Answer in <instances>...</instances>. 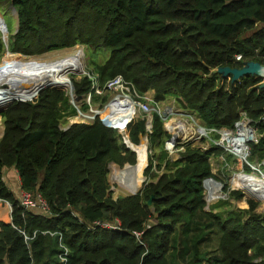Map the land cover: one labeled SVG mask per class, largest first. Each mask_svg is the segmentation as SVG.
I'll return each instance as SVG.
<instances>
[{
  "label": "trees",
  "instance_id": "obj_1",
  "mask_svg": "<svg viewBox=\"0 0 264 264\" xmlns=\"http://www.w3.org/2000/svg\"><path fill=\"white\" fill-rule=\"evenodd\" d=\"M12 3L18 29L10 38V51L37 55L77 44L107 49L108 59L89 68L102 84L123 75L141 92L153 89L157 101L174 94L209 127L233 128L245 111L263 135L251 143L252 157L257 152L264 157L262 79L246 75L233 82L217 72L248 61L264 64V0ZM2 44L0 40V48ZM74 85L78 95L91 88L86 76ZM12 100L0 112V201L12 206V222L0 221V264H62L60 234L70 250L65 264H264V216L255 211L257 201L249 199L246 220L238 212L223 218L205 208V186L218 178L211 157L224 153L222 148L188 146L182 159L168 161V170L157 178L149 159L143 188L114 198L109 164L137 163L117 124L97 118L92 124L61 128L64 111L70 109L72 115L76 109L65 91L55 88H46L34 100H6L0 109ZM122 124L138 144L145 121L131 114ZM164 137L171 138L156 114L150 143L161 145ZM6 168L17 169L22 188L41 194L50 213L21 204L4 179ZM243 196L241 191L230 193V198ZM116 219L121 221L117 229L89 227L94 220ZM151 219L156 222L147 227ZM35 230L36 237L26 241L22 231L33 235ZM135 232L143 233L137 237Z\"/></svg>",
  "mask_w": 264,
  "mask_h": 264
},
{
  "label": "built area",
  "instance_id": "obj_2",
  "mask_svg": "<svg viewBox=\"0 0 264 264\" xmlns=\"http://www.w3.org/2000/svg\"><path fill=\"white\" fill-rule=\"evenodd\" d=\"M79 51L83 54L82 49L78 48L77 52ZM241 58V55L237 56L238 60ZM71 73L76 74V72H70L67 75L68 81L66 84H61L60 87L56 88L65 90V94L70 99V103L76 109L77 118H80V120H78V122L74 121V123L92 124L97 118L105 122H114L118 126L123 143L129 149L135 150L130 145L138 146L140 143H146V145H148L150 135L154 130V117L158 114L163 122L165 132L171 136L170 143L166 147V153L170 162L182 159V154L186 151L188 146H196L203 150H209L213 147L222 148L224 153L212 156L211 161L213 157L217 156L219 159L223 160V168L229 167L225 153H228L237 161V166L233 167V171L229 177L230 183L223 182L219 179V176H217L218 178L213 181L215 182L214 185L207 184V188L204 189L206 210L214 206L217 201L220 202L229 199L232 191H241L245 196L246 190L248 189L252 194L264 202V185L263 188L256 189L255 187L250 188L247 184L248 179L264 180V169L258 167L259 164L264 165V157L256 160L252 157L251 143H258L263 135L257 132L252 119L245 111L240 112L241 117L233 128L209 127L202 121L196 112L183 106L177 107L172 105L170 106L172 111H163L162 109H165V107L162 105L161 101L156 100L155 91L153 89L141 92L133 82L127 80L123 75H116L102 84L99 79V74L93 70L86 69V66L82 74H77L79 75L77 81L86 76L90 80L91 88L88 92L79 96L70 79ZM80 100L87 105L86 110L82 109V106L79 104ZM131 114H133L135 119L145 121V133L140 135V142L138 144L132 142L122 124ZM203 141L206 145L202 143ZM136 155H138L137 151ZM136 164L126 163L124 166H120L114 162L109 164V169H114L112 173L114 183H117L121 189L129 193V195L137 194L149 180L144 174V171L149 165L148 149L147 165L143 171L144 179L139 187H137V178L135 177L134 171L132 169H127L128 166L133 167ZM153 169L157 170L156 164H153L152 170ZM165 169H167V166H163V172ZM213 171L212 166V172ZM157 172L159 174L162 173L159 171ZM226 185L228 188L225 191ZM19 187L20 192L18 196L21 204L26 209L42 214L50 213L49 203L41 194L33 195L24 190L22 186ZM212 191L216 192L217 196L211 199L210 195ZM10 208L12 214L11 204ZM120 226L121 221L119 219H116V221L112 223L103 220H94L89 224L90 229L98 227L117 229ZM150 226L149 223L147 227ZM22 233L25 240L28 241L36 237L38 230H35L33 235H28L25 231H22ZM42 233H50L53 236L56 234L51 231H42ZM142 233L143 232H135L137 237H140ZM59 245L61 248V252L59 253L60 262L65 264L68 261L70 250L64 243L63 234L59 235Z\"/></svg>",
  "mask_w": 264,
  "mask_h": 264
},
{
  "label": "rangeland",
  "instance_id": "obj_3",
  "mask_svg": "<svg viewBox=\"0 0 264 264\" xmlns=\"http://www.w3.org/2000/svg\"><path fill=\"white\" fill-rule=\"evenodd\" d=\"M3 20L7 23V28H6V25H4ZM17 29H18V14L12 3V0H6V1L0 2V40H2V43H3L0 48V67L4 66L8 62H19V63H24L25 65L29 67L35 66V67H40V68L42 67V68H48V69L64 67L67 70V72L70 73L74 71V70H69L70 67H68V64H70L69 62H71L70 57L71 59H73L72 55L76 54V52L78 51V48L83 50V54L81 51H79V53L82 54L81 59H82L83 65L81 64V67L86 66V69H89V68L95 69L94 64L103 63L104 61L108 59L110 55V51L107 49H104V48L93 49L92 46H89L87 44H77L73 47L57 49V50L48 51V52L37 54V55H24L21 53H14L10 51L9 42H10V38L12 37L13 34L16 33ZM3 39H5L6 42ZM7 44H8V48H7ZM74 60L77 61V58H75ZM78 63L80 64L81 61L80 62L78 61ZM77 78H79V75L74 74V73L70 74V79L72 80L73 85H74V80L77 81ZM260 78L262 79V82H263L264 77H260ZM228 79L230 80V78ZM46 88H55L59 90H64L61 88H56L51 84V86L41 89L37 95H34L31 92L28 93L27 96H19L15 93L9 94V95H3V99L0 101V105L3 104L6 100L13 99V98L15 99L16 98H29L31 100L37 99L39 97L40 92L45 90ZM74 89L76 91L75 85H74ZM82 95H79V96H82ZM29 96H32V97H29ZM160 101L162 105L165 107V109H162L163 111H172V109H170V106L172 105L177 106V107L183 106L181 100L174 94H169L164 100H160ZM12 102L13 100L10 101L8 104H6L5 107L1 108L0 112L6 109ZM69 104L71 105V107H73V105L70 103V99H69ZM79 104L82 106V109L86 110L87 105L83 101L80 100ZM63 109H67V107L63 106ZM67 110L69 111L70 109H67ZM67 110L64 111L63 116L61 117V123H60L61 128H64V129H66L68 126L74 123V121L78 122V120H80V118H77V113L71 115L70 112H67ZM3 133H4V120L0 114V139L2 138ZM169 143H170V139L166 137H164L163 143L158 146H153L150 143V140L148 142V145H147L148 162L150 161L149 159H152L153 164H156L157 170H154V169L152 170L156 178L160 175L157 171L163 173V166L165 167L167 166V168H169L170 163L168 162L169 160H166L167 157L165 153L166 147ZM202 143L206 145L204 141ZM163 155H165L164 158H163ZM226 156L229 158V159L227 158L229 167L227 166L223 168L222 167L223 160L219 159L217 156L213 157V160L211 162H212V166L214 170L213 172L217 174V176H219V179H221L223 182L230 183L229 177L233 171V167L237 166V161L233 159L232 157H229L228 154H226ZM259 157H260V152H257L256 157L254 159L256 160ZM258 167L264 169V165L262 164H259ZM130 169L134 171L135 176L137 178V184H138L137 187H139L140 183L143 180L142 172L144 169H138L137 166L130 168ZM165 170H168V169H165ZM247 170L249 171L248 168ZM113 172H114V169L110 168L109 182H110V185H112L111 191L113 192L112 193L113 197L118 198L120 196L129 195V193L122 190L121 187L117 183H114V178L112 179ZM6 181L10 185V188L12 189V191L18 196L20 192L19 183L14 185L10 182V180H6ZM206 188H207V184L205 186V189ZM249 199H253V200L255 199L256 201H258V207L255 211L257 213H260L262 216H264V202L260 200L259 198H257L254 194H252L248 189L246 190L244 197H241L239 199L231 197L224 201L219 200L220 202L218 201L215 202L216 203L215 207L211 206L209 210H213L214 212L221 215L223 218H228L229 216L232 215V213L238 212L242 215V218L246 220L247 218H249V213H247V210L250 207L248 203ZM6 204H7L8 210L10 211L11 209L10 203L6 202ZM155 222L156 220L151 219L149 223L152 224ZM202 264H205V262H203Z\"/></svg>",
  "mask_w": 264,
  "mask_h": 264
},
{
  "label": "bare ground",
  "instance_id": "obj_4",
  "mask_svg": "<svg viewBox=\"0 0 264 264\" xmlns=\"http://www.w3.org/2000/svg\"><path fill=\"white\" fill-rule=\"evenodd\" d=\"M72 56L73 59L70 57L71 62L68 64V67H70L69 70H74L76 74H82L85 69V66L81 67V64L83 65L81 59L82 54L76 52V54H73ZM75 58H77V61L74 60ZM78 61H81V63L79 64ZM67 73L68 72L64 67L48 69L35 66L29 67L24 63L19 62H8L0 67V101L3 99V95L15 93L19 96H27L30 92L37 95L41 89L51 86V84L54 87H60L61 84H66L68 81ZM262 76L264 77V73ZM130 146L138 152V161L133 167L137 166L138 169H144L147 165L148 148L146 143H140L138 146ZM133 167L128 166L127 169ZM263 181L264 180L261 179H248L247 184L250 188L255 187L256 189H260L263 188ZM216 196L217 193L212 191L210 198L212 199Z\"/></svg>",
  "mask_w": 264,
  "mask_h": 264
},
{
  "label": "water",
  "instance_id": "obj_5",
  "mask_svg": "<svg viewBox=\"0 0 264 264\" xmlns=\"http://www.w3.org/2000/svg\"><path fill=\"white\" fill-rule=\"evenodd\" d=\"M4 25H6L7 28V23L3 20ZM5 38V37H4ZM5 42L6 40L3 39ZM8 48V44H7ZM217 72L221 74L223 78H230L233 82L240 80L242 77L246 75H255L257 77H263L264 73V64H262L259 61H248L245 62V64L241 67H235L232 68L230 66H221L217 69ZM261 87H264V81L261 83ZM2 117V115H1ZM4 134V133H3ZM3 136V135H2ZM136 153L135 150H132ZM137 161H138V155H137ZM153 198L154 196H151V198L148 201V205L152 206L153 203Z\"/></svg>",
  "mask_w": 264,
  "mask_h": 264
},
{
  "label": "crops",
  "instance_id": "obj_6",
  "mask_svg": "<svg viewBox=\"0 0 264 264\" xmlns=\"http://www.w3.org/2000/svg\"><path fill=\"white\" fill-rule=\"evenodd\" d=\"M128 170H130V168ZM4 178L5 180H10L14 185L19 183L21 186V179L16 168H6L4 170ZM5 204L6 202L0 201V221L12 222L11 209L9 211L7 204Z\"/></svg>",
  "mask_w": 264,
  "mask_h": 264
}]
</instances>
